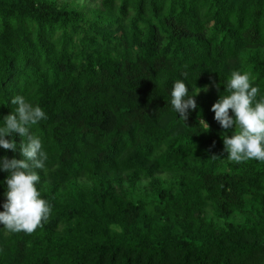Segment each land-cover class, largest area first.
Returning <instances> with one entry per match:
<instances>
[{
  "label": "trees",
  "instance_id": "trees-1",
  "mask_svg": "<svg viewBox=\"0 0 264 264\" xmlns=\"http://www.w3.org/2000/svg\"><path fill=\"white\" fill-rule=\"evenodd\" d=\"M100 2L0 0V119L17 95L45 110L52 205L31 234L0 225V264H264V161L228 160L211 111L232 71L264 92V0ZM185 75L207 88L186 121Z\"/></svg>",
  "mask_w": 264,
  "mask_h": 264
},
{
  "label": "clouds",
  "instance_id": "clouds-1",
  "mask_svg": "<svg viewBox=\"0 0 264 264\" xmlns=\"http://www.w3.org/2000/svg\"><path fill=\"white\" fill-rule=\"evenodd\" d=\"M186 75L171 84V106L179 119L186 121L191 111L197 110L195 97L200 89L189 88ZM219 93V85H215ZM227 93V94H224ZM14 111L0 119V149L14 154L0 156V173L5 179L0 186H6L5 202L0 205V225L9 232L33 233L43 226L52 205L42 198L37 185L41 176L37 170L45 169L48 160L42 139L32 134L33 126L47 119L45 110L25 97L17 95L11 99ZM231 110V114L230 111ZM215 121L224 130L222 141L227 159L237 164L255 159L264 161V92L254 85L249 73L232 71L226 88L219 93V99L212 105ZM199 125L209 130L201 119ZM232 130L229 136L228 131ZM16 137L22 138L19 145ZM21 158H16L15 153Z\"/></svg>",
  "mask_w": 264,
  "mask_h": 264
},
{
  "label": "rangeland",
  "instance_id": "rangeland-1",
  "mask_svg": "<svg viewBox=\"0 0 264 264\" xmlns=\"http://www.w3.org/2000/svg\"><path fill=\"white\" fill-rule=\"evenodd\" d=\"M59 4L69 5L73 8H78L88 17L92 18L95 13H98L101 9L100 0H54ZM144 184L143 186H145Z\"/></svg>",
  "mask_w": 264,
  "mask_h": 264
}]
</instances>
